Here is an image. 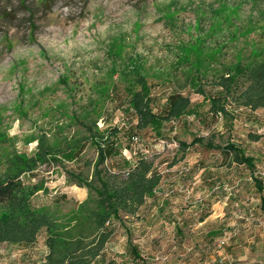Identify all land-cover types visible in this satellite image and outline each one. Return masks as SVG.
<instances>
[{
	"label": "rangeland",
	"instance_id": "374dc122",
	"mask_svg": "<svg viewBox=\"0 0 264 264\" xmlns=\"http://www.w3.org/2000/svg\"><path fill=\"white\" fill-rule=\"evenodd\" d=\"M237 60L248 68L239 93L251 66L264 62V0H0V178L12 157L31 159L23 175L39 188L31 207L71 232L89 229L88 207L79 205L92 192L66 175L92 177L96 151L83 123L115 127L121 151L104 169L124 174L123 161L142 156L160 182L134 214L109 224L113 233L91 264H264V108L228 99L231 118L208 111L215 82ZM196 64L203 95L190 84ZM136 71L154 112L178 94L198 115L165 123L160 136L138 130L128 96L139 89ZM194 138L201 142L179 147ZM229 143L253 158L252 174L221 149ZM44 147L60 162L39 160ZM69 151L76 159L63 161ZM45 238L41 230L32 244L0 243V264L41 263Z\"/></svg>",
	"mask_w": 264,
	"mask_h": 264
},
{
	"label": "trees",
	"instance_id": "16d2710c",
	"mask_svg": "<svg viewBox=\"0 0 264 264\" xmlns=\"http://www.w3.org/2000/svg\"><path fill=\"white\" fill-rule=\"evenodd\" d=\"M41 1L48 6L52 0ZM21 4L25 5L24 2ZM193 68L197 71V75H191V88L195 93L203 95L204 91L200 82L197 81L199 65H193ZM247 69L241 65L240 60H237L224 75L219 77L215 85L220 87V91L217 96L209 99V112L216 116L221 115L223 118H231L233 115L226 107L228 99L234 105L246 107L252 111L264 108V62L251 66L249 84L244 90L239 93L234 91L239 78L244 76ZM136 72L134 82L139 89L129 88L128 96L130 107L136 115L138 130L149 128L155 135L160 136L165 123L183 116L198 115V112L190 107V100L178 94L167 98L163 113L154 112L151 107L150 87L140 71ZM83 128L87 132L88 142L96 151L92 177L88 179L83 175L67 172L66 179L92 192V195L88 197H91L92 201L89 202L88 199L79 205L81 210L88 207L85 211L89 229L79 226L77 233L71 232L46 209L31 207L30 199L39 191L37 186L23 182V175L31 171L34 166L31 159L24 155L12 157L9 160V167L0 178V243L32 244L39 232L44 230L47 253L39 264L93 263L113 233L109 224L113 220L121 223L123 215L134 214L145 199L154 196L160 182V175L154 170L152 163L143 157L139 158L134 166L124 160V166L127 167L124 174L105 170L106 160L118 155L121 151L117 137L119 129L113 127L101 130L94 123H83ZM200 142L199 138H194L188 144L180 142L179 147L186 150ZM206 145L212 147L210 143ZM45 147L39 160L45 161L47 157L60 162ZM221 149L232 155L235 163L244 165L251 174L253 173V158L247 156L243 149L231 143ZM63 159V161L71 162L76 159V155L69 151L63 154ZM32 162L34 163V160ZM253 182L256 190L261 192V181L253 177ZM90 203L92 207L89 206ZM132 253L136 258H140L135 248H132Z\"/></svg>",
	"mask_w": 264,
	"mask_h": 264
},
{
	"label": "crops",
	"instance_id": "0c3cea01",
	"mask_svg": "<svg viewBox=\"0 0 264 264\" xmlns=\"http://www.w3.org/2000/svg\"><path fill=\"white\" fill-rule=\"evenodd\" d=\"M119 130H120V129H119ZM135 134H136V133H133V136H134ZM135 136H137V135H135ZM130 141H131V137H130ZM138 142H139V137H138ZM138 142H136V143H134V144H137ZM130 143L133 144V142H130ZM211 148H212V147H211ZM141 157H142V156H141ZM141 157H140V158H141ZM143 158H144V157H143ZM138 159H139V158H138ZM138 159H137V160H138ZM137 160H136V161H137ZM136 161H135L134 163H130L129 161H127V162H129V163L131 164V166H134L135 163H136ZM155 190H156V189H155ZM261 192H262V191H261Z\"/></svg>",
	"mask_w": 264,
	"mask_h": 264
},
{
	"label": "built area",
	"instance_id": "2783aa9c",
	"mask_svg": "<svg viewBox=\"0 0 264 264\" xmlns=\"http://www.w3.org/2000/svg\"><path fill=\"white\" fill-rule=\"evenodd\" d=\"M131 142H133V143H136V142H138V137L137 136H131Z\"/></svg>",
	"mask_w": 264,
	"mask_h": 264
}]
</instances>
